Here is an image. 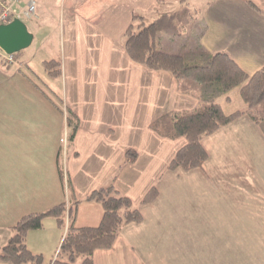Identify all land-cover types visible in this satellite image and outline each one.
Returning <instances> with one entry per match:
<instances>
[{"label":"crops","instance_id":"0c3cea01","mask_svg":"<svg viewBox=\"0 0 264 264\" xmlns=\"http://www.w3.org/2000/svg\"><path fill=\"white\" fill-rule=\"evenodd\" d=\"M29 1L13 6L33 36L25 67L0 56V249L22 216L63 202L76 226L99 224L103 208L86 198L117 175L143 221L97 250L94 264H264V120L245 114L205 137L203 168L169 169L187 140L152 125L207 104L194 96L197 83L184 88L170 72L134 61L124 43L134 15L166 28L198 5L195 49L225 52L253 74L264 67V0H34L36 16L26 18ZM48 60L61 62L60 76L43 69ZM69 117L78 120L71 143ZM130 150L137 160L125 165ZM154 187L159 195L143 204ZM63 236L50 217L27 244L55 252Z\"/></svg>","mask_w":264,"mask_h":264},{"label":"trees","instance_id":"16d2710c","mask_svg":"<svg viewBox=\"0 0 264 264\" xmlns=\"http://www.w3.org/2000/svg\"><path fill=\"white\" fill-rule=\"evenodd\" d=\"M180 1L184 4L189 2ZM249 2L261 10L255 2ZM162 28L156 22L147 23L142 15H134L133 22L125 34V47L134 61L154 70L170 72L181 86H187L188 81L197 83L198 90L194 96L199 102L207 104L206 109L190 113L173 112L169 114L170 119L165 117L152 126L165 137H182L187 140V144L177 152L169 164V169H201L208 159V153L202 145L205 137L245 114L257 124L264 120V67L249 74L225 52L211 54L201 48L186 54L160 51L156 47V39ZM44 65L52 77L61 75L60 61L48 60ZM235 89H239L245 107L228 113L221 101L230 99L229 95ZM166 120L169 121L168 124ZM68 124L71 128L68 136L71 143L78 130L77 118L69 117ZM136 160L137 153L130 150L125 165ZM60 172L63 176L62 166ZM116 179L117 175L108 185L95 189L86 198L87 201L101 204L103 214L99 224L76 226L72 221V207L66 202L46 211L26 214L14 225L11 238L0 249V262L45 264L43 254L33 252L29 248L27 236L32 230L43 229L45 219L51 217L64 229V236L56 256L49 264H94V253L97 250L111 249L126 225L143 221L139 207L117 190ZM158 195V189L154 187L146 194L142 203H151Z\"/></svg>","mask_w":264,"mask_h":264},{"label":"rangeland","instance_id":"374dc122","mask_svg":"<svg viewBox=\"0 0 264 264\" xmlns=\"http://www.w3.org/2000/svg\"><path fill=\"white\" fill-rule=\"evenodd\" d=\"M195 7L199 8L200 6L197 5ZM195 7L193 5H190L188 11H181L182 12L181 16L176 13L175 14L176 20H174L170 26L168 27L166 26V28H162L158 32L156 39V47L158 50L171 51L176 54V53H185L187 51H190L191 49H195L197 38L199 37L198 35L202 28L200 26L201 20L199 18V15L196 13L197 8ZM29 48L30 47H26L25 49L18 52L19 59L14 64H20L21 66L25 67V65L21 64L20 62L24 58L25 54L29 55L30 52H32L31 49ZM20 55H22L23 57L22 56L20 57ZM37 63H39V57H37L35 61V66L37 65ZM43 69H45L44 66ZM32 75L40 85L46 86V80H43L42 76H37L34 73ZM229 96H230L229 101H225V99L224 101L223 100L221 101L222 105L224 106V108L228 113H230L233 110L243 109L245 107V103L240 97L239 89L233 90ZM62 164H63L62 165L63 168H65L64 162ZM59 247L57 248L56 251H58ZM55 252H51V250L48 249L47 252L43 254L44 261L49 264L50 261L54 259V257L56 256Z\"/></svg>","mask_w":264,"mask_h":264},{"label":"water","instance_id":"95a60500","mask_svg":"<svg viewBox=\"0 0 264 264\" xmlns=\"http://www.w3.org/2000/svg\"><path fill=\"white\" fill-rule=\"evenodd\" d=\"M32 40L33 36L20 19L0 25V48L8 54L20 52L28 47Z\"/></svg>","mask_w":264,"mask_h":264},{"label":"built area","instance_id":"2783aa9c","mask_svg":"<svg viewBox=\"0 0 264 264\" xmlns=\"http://www.w3.org/2000/svg\"><path fill=\"white\" fill-rule=\"evenodd\" d=\"M19 0H0V25L8 24L14 20L16 13L13 6ZM22 14L26 18H32L36 16V3L34 0H30L27 3L26 8L22 11ZM0 56L3 57L6 65H13L18 60V53L8 54L0 49Z\"/></svg>","mask_w":264,"mask_h":264}]
</instances>
